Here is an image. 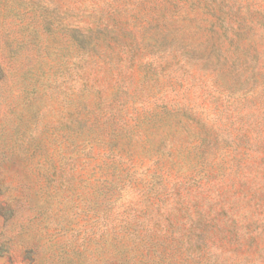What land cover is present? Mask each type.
I'll use <instances>...</instances> for the list:
<instances>
[{
    "label": "rangeland",
    "instance_id": "obj_1",
    "mask_svg": "<svg viewBox=\"0 0 264 264\" xmlns=\"http://www.w3.org/2000/svg\"><path fill=\"white\" fill-rule=\"evenodd\" d=\"M0 264H264V0H0Z\"/></svg>",
    "mask_w": 264,
    "mask_h": 264
}]
</instances>
